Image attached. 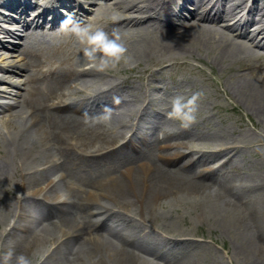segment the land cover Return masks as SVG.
<instances>
[{
	"label": "bare ground",
	"instance_id": "bare-ground-1",
	"mask_svg": "<svg viewBox=\"0 0 264 264\" xmlns=\"http://www.w3.org/2000/svg\"><path fill=\"white\" fill-rule=\"evenodd\" d=\"M189 3L194 7L185 13ZM68 13L108 32L118 28L137 65L158 70L162 66L152 58L164 60L170 51L209 55L227 70L225 80L247 109L264 118V59L258 57L264 0H0V82L13 88L0 94L9 97L0 101V200L11 189L17 196L0 201V214L8 213L1 217L0 237L9 238L5 251L34 257V264H86L88 253L99 264H184L183 258L198 256L182 243L190 238H175L188 233L169 238L145 225L150 200L163 198L161 210L175 202L198 205L199 215L236 235L235 250L264 259V181L246 177L240 188L247 194L227 184L228 169L237 166L232 151L242 144L212 136L201 108L203 115L187 129L168 119L172 96L166 88L135 93L132 72L122 78L88 69L82 46L59 28ZM152 71L147 84L154 81ZM187 80L174 84L182 88ZM114 97L121 102L114 104ZM105 107L113 110L108 125L85 122V112L92 116ZM207 145L218 148L200 149ZM219 156V166L209 167ZM95 168L113 174L98 175ZM55 175L61 179L51 184ZM115 184L130 194L118 199L107 189ZM63 186L91 201L42 203L59 198Z\"/></svg>",
	"mask_w": 264,
	"mask_h": 264
},
{
	"label": "rangeland",
	"instance_id": "rangeland-1",
	"mask_svg": "<svg viewBox=\"0 0 264 264\" xmlns=\"http://www.w3.org/2000/svg\"><path fill=\"white\" fill-rule=\"evenodd\" d=\"M187 7L192 8L194 6L193 4L190 5V3L186 4V10H183L185 13H188ZM13 39L14 43H17L19 40L17 38ZM200 53L201 52H195L191 55L182 57L172 51L165 52L163 54L164 60L158 57L152 58L160 62L162 67L158 70H156L155 65L151 66L150 63H140L139 65L131 63V66L121 65L117 70L109 72L112 74L115 73L117 76L120 75L122 78L126 76V73L132 72L133 75H135L136 81L130 89L134 90L135 93L149 91L156 87L158 89H168L172 97L176 95L188 97L195 92H201L203 95L199 101V108L207 111L206 125H213L212 127L215 130L212 131V136H231L235 139L236 143L242 144L240 150L237 149L232 151V154H234V163H236L237 166H232L228 169V182H230V184H227L228 186L230 185L233 190L238 189V192L241 194H247L245 189L240 188V184L246 177L257 176L264 181V118L248 110L245 106L246 103L231 90L225 80L229 75L227 74V70L221 69L216 63H213L209 55ZM258 57L264 59V50L260 52ZM1 58L2 50H0V60ZM11 59L16 62L19 57L13 56ZM139 69L149 70L142 73L143 70L139 71ZM151 70H153L152 73H154L152 76L154 81L147 84V80L150 81V79H148V74ZM139 74L140 77L138 76ZM108 77L112 78L111 76ZM179 77H183L184 79L188 78L187 86L178 88L176 83L174 84ZM24 87L25 85L21 83L22 89L20 88V91H23ZM5 88L13 89L12 87H8L7 83L0 82V94L5 93L3 92ZM8 99L9 97H7V95H0V101ZM165 112L164 114L167 115V112ZM202 115V112H198L197 120H199ZM184 140L187 141L188 138L186 137ZM204 140L203 138H198L195 139V142H203ZM217 148L218 146L207 145L200 149L204 152H208ZM184 149V146L178 148L180 151ZM158 151L159 150L153 151V156H155ZM189 156L190 155L182 158V160ZM215 158L216 160L214 159V161L210 162L209 167L219 166L221 156ZM95 169L98 175L113 174L110 170L103 171V169L100 168ZM91 177H93V175H91ZM107 189L109 192H115L118 199L127 197L131 192V189H122L116 184L114 186H108ZM15 192L16 189L9 190L6 195L2 196L0 200L1 203L6 198L17 201L14 197ZM45 192L46 190L41 191V193ZM41 193L38 194V196H41ZM62 193H67L68 198L83 203L86 201L85 199L91 201L90 196L78 191L69 192L64 186L62 191H60V194ZM160 200H163V198L150 200L149 205L151 208L149 209V214L151 220L147 221L145 225L150 228L153 233L169 238L170 236L176 235L177 231L187 232L188 235H179L175 236V238H177V242L179 239L190 238L191 240L189 242L182 243H185V246L188 247L192 253L198 252L199 259H195L198 256L194 257V255H192L194 258L185 257L182 259L184 264H189L193 261H196L197 264H254L256 254L253 258H250L251 256L244 257L239 249L235 250L238 244L236 235L233 236L230 233L224 232L215 222L207 218L204 214L199 215L201 209H199L200 207L198 205L192 206V203H185L182 205L180 202H175L172 204L170 210H161L159 207ZM57 201H59L58 197H49L45 201L42 199V203ZM4 204L5 202H3V205ZM40 206H42V204L39 203L37 207ZM6 214L8 213L2 212L0 214V231H2L6 223V219L1 221V217ZM4 237L5 236L0 237V242H2L0 253L5 251L4 247L6 242H9L8 236ZM90 247L96 250L95 248L97 245L93 244L90 245ZM49 248L51 249V246ZM254 253L255 252H253V254ZM36 256L38 257V255ZM37 260L39 261L40 257H38ZM257 261L264 264V259L256 260L255 264ZM86 264H99L95 258V253H88ZM125 264H137V262L128 259L125 261Z\"/></svg>",
	"mask_w": 264,
	"mask_h": 264
},
{
	"label": "clouds",
	"instance_id": "clouds-1",
	"mask_svg": "<svg viewBox=\"0 0 264 264\" xmlns=\"http://www.w3.org/2000/svg\"><path fill=\"white\" fill-rule=\"evenodd\" d=\"M59 28L66 35L74 37L78 44L82 46V57L88 69L97 73H107L117 70L121 65L131 66L132 57L129 55L128 47L123 42L118 28H113L111 32H108L102 27L82 24L72 13L65 15ZM202 95L201 92H195L188 97L183 95L172 97L167 118L179 122L181 128H189L196 122L199 101ZM120 102L119 97H114V104ZM112 112L111 108L105 107L99 114L89 116L85 112L83 116L85 122L93 126L96 124L108 125L112 119ZM60 179V175L53 176L51 184L57 183ZM49 186L45 185L44 187ZM58 199L61 202L66 201L68 194L62 193ZM0 248H2V242H0ZM43 259L44 257L41 256L40 260ZM0 264H34V262L30 256L23 253L15 254L12 249H8L0 253Z\"/></svg>",
	"mask_w": 264,
	"mask_h": 264
}]
</instances>
